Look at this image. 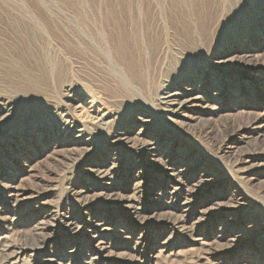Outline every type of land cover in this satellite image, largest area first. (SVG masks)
I'll list each match as a JSON object with an SVG mask.
<instances>
[{
	"label": "rangeland",
	"instance_id": "374dc122",
	"mask_svg": "<svg viewBox=\"0 0 264 264\" xmlns=\"http://www.w3.org/2000/svg\"><path fill=\"white\" fill-rule=\"evenodd\" d=\"M86 2L94 6L102 1L0 0V33L15 44L18 40L15 30L23 27L11 25L9 22L13 24L16 15L7 14L3 9L7 8L9 12L11 8L24 5L47 22L49 33L57 42L63 41L62 35L69 34L60 21L70 18L73 8L82 7ZM242 2L250 8L248 13L254 10L255 4L264 12V0L252 1L253 5ZM45 5L62 10L52 16L43 11ZM153 9H156L155 4ZM11 26H15L14 29ZM213 30L204 37L209 43L203 54L211 50L209 44L217 34V30ZM180 40L175 31H163L159 47L152 54L153 68L142 75L141 80L132 81L133 85L124 83L106 64L88 58L81 49H76V43L68 46L71 48L64 54L71 56L74 67L66 63L65 82L81 83L90 88L102 107L114 113L105 127L87 135L91 143L99 144L100 149L95 152L90 149L87 157L81 160L80 149L70 154L73 158H67L64 150L52 152L62 138L61 126L49 113L46 101L26 95L22 88L9 83L10 77L5 71L0 72V124L9 130L0 133V173L6 165L12 170L11 176L15 174V179L1 177L0 186L13 184L19 187L23 202L22 205L8 202L0 188V264H44L47 258L58 264H88L85 255H79L78 246L83 244L86 254H92L96 242L88 236L91 233L88 228L94 220L102 222L100 228L106 227L100 238L110 260L101 264H259L264 261V157L260 156L264 150V137L259 136L262 129L258 128L260 115L249 114L248 110H253L246 105L248 102L260 105L257 110L263 115L264 87L256 79H264V70H256V79L247 80L248 85L238 84L229 90L227 84L233 79L230 76L220 87L213 89H219L221 96L210 103L206 112L199 113L198 119L171 114L157 95L162 78L159 72L152 70H156L157 62L158 68L162 66L169 46L179 51L202 47ZM58 43L62 45L63 42ZM247 44L251 48L257 47L261 53L254 60L264 61L261 42ZM248 88L252 89V94ZM61 93L49 97L53 104L63 102ZM230 93L239 103L235 108H223ZM8 103L13 108L6 114ZM139 116L149 122L144 123ZM36 124L42 126V132ZM143 124L151 126V134L155 129L170 133L171 143L177 145L182 154L191 153L195 158L204 159V170L211 172V178L195 184L189 182L187 195L175 200L166 196L159 207L151 210L150 193L171 190V187L166 185L169 181L163 182L157 171L160 163L143 155L140 144L127 141V137L137 135ZM239 126L240 137L233 142L231 132ZM247 151L253 152L251 159H245ZM94 161L115 165L116 182L113 185L91 171L98 165ZM80 196L89 200L87 206L77 202ZM187 198L189 202L181 204ZM127 203L136 210L126 208ZM227 203L233 208L225 212L222 207ZM106 213L109 214L106 216ZM200 216L205 218L204 221L199 220ZM69 220L77 221L80 228L67 226ZM153 229L158 235H151ZM235 232L242 235V244L228 243V235ZM213 238L217 239L214 243H205ZM156 240L164 241V244L154 251L152 246ZM211 250L218 254L209 253ZM253 251L256 253L250 260Z\"/></svg>",
	"mask_w": 264,
	"mask_h": 264
},
{
	"label": "bare ground",
	"instance_id": "6f19581e",
	"mask_svg": "<svg viewBox=\"0 0 264 264\" xmlns=\"http://www.w3.org/2000/svg\"><path fill=\"white\" fill-rule=\"evenodd\" d=\"M101 1L98 5L92 6L86 2V5L82 7L73 8L70 18L60 21L62 27L69 34L60 37L63 41L58 42H63L62 45L56 41L54 35L49 33L47 22L37 15L35 10L24 5L11 8L12 12L10 10L8 12L7 8L3 9L7 14L16 15L14 18L16 21L13 24L9 22L11 25H20L23 28H16L17 34H15L18 36L15 38L18 40L15 41V44L0 33V72L5 71V75L10 77L9 83H14L22 88L21 90L26 95H31L35 100L46 101V105L51 110L49 113H52L61 126L60 135L62 138L58 140L52 152L64 150L67 158H70L71 153L80 149L81 155H83L79 156L81 160L90 153V149H92L91 152L98 151L99 144L91 143L87 135L97 128L105 127L111 121V117H114V113L110 109L102 107L99 98L90 88L81 83L65 82L66 63L67 66L70 64L71 67H74V62L69 54L64 53L67 48H71L68 46L73 43H76L75 46H77L74 48L81 49L80 51L88 58L94 59V62L106 64L124 83L131 85H133L132 81L141 80L140 77L149 73L153 68L152 54L159 47L163 31L164 33L175 31L181 40H185L184 42H191L197 47L202 46L197 50L193 49V51H183V49L179 51L176 47L169 46L162 66L158 68L157 62L156 70H152L159 72L160 78H162L157 89L160 103L164 104L165 110H168L169 113L183 118L198 119L199 113L206 112L211 106L210 103L217 100L220 95L219 89L214 90L217 89L216 87H220L225 80L231 78L230 76H233V79L227 84L229 90L238 84L248 85L247 80L255 78L256 70H264V61L254 60L261 54L257 47L246 46L247 42L250 44L252 41H259L262 47L264 46V12L256 7L257 4H255L254 10L252 9L248 13L250 8L248 9L242 0ZM243 1L252 4V1L256 0ZM154 4L156 9H153ZM44 10L55 16L56 11L62 9L45 5ZM11 27L14 29L15 26ZM210 29L217 30V34L212 38V44H209L211 50L203 54L202 52L209 43L204 37ZM22 45L23 50L19 49ZM256 80L261 84V87H264V79L260 77ZM248 89L252 94V89ZM60 92L63 94V102L60 100L53 104L49 97ZM48 101L51 102L50 105ZM237 103H239L238 98L230 93L223 108H235ZM246 105L253 110H248L249 114L258 113L260 115L261 122L258 128L262 129L259 136L264 137V112L262 115L257 110L260 109V105L249 102ZM12 108V104H6V114ZM138 119L144 123L149 122L141 116ZM36 126L40 132L43 131H41L42 126L40 127L38 124ZM240 129L241 126L234 128L231 132L234 136L231 139L233 142L238 141ZM5 130L9 131L5 125L0 124V133ZM150 131L151 126L143 124L137 135L132 138L127 137V141L134 144L137 142L136 144L141 145L139 148L143 155L150 156L151 160L159 162L160 167L157 171L162 175L163 182H170L166 185L171 187V190L150 193L152 195L150 206L151 210H154L164 202L166 196L172 200L184 196L185 191H189V182L195 184L209 180L211 172L207 169L204 170V164H202L204 159L195 158L191 153L182 154L179 152L177 145L170 141L172 139L170 133L155 129L151 134ZM123 138L125 139V137ZM93 145L94 147H92ZM228 146L231 145L228 144ZM249 152H246L245 159H251L254 156L253 152ZM260 156L264 157V150ZM94 163L98 165L91 171L100 178L108 179L107 184L113 185L116 182L115 165L107 166L105 161H94ZM201 169L203 171H199ZM11 174L12 170L5 165L0 173V178L15 179V174L12 176ZM0 188L8 202L22 205L19 187L7 184ZM77 202L83 207L89 204V200L81 196L78 197ZM188 202L187 198L181 204L185 205ZM125 206L130 210H136L132 204L127 203ZM222 208L228 212L233 207L227 203ZM108 214L106 213V216ZM201 216L199 220L202 222L205 218H201ZM100 224L102 222L99 220L89 223L88 229L91 233L88 236L92 237L93 243L96 242L92 254H86L83 244L78 246L79 255H85L84 260L88 264H101L103 261L110 260V255L105 253L106 245L100 238L106 227L100 228ZM68 225L76 230L80 228L77 221L69 220ZM82 231H86V229ZM155 234L158 235V232L153 229L151 235ZM241 237L242 235L237 232L230 233L227 240L228 243L239 245L243 243ZM216 240L213 238L211 242H203L210 245ZM162 242L154 241L152 250H157L158 246L164 244ZM145 248L146 246L143 249ZM209 253L218 254L212 250ZM255 253V251L252 252L250 260L253 259ZM86 256H89L88 259ZM44 264L58 263H55L54 259L47 258ZM259 264H264V261Z\"/></svg>",
	"mask_w": 264,
	"mask_h": 264
}]
</instances>
